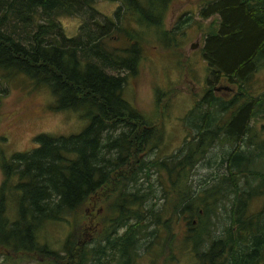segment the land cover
I'll use <instances>...</instances> for the list:
<instances>
[{"label": "trees", "instance_id": "obj_1", "mask_svg": "<svg viewBox=\"0 0 264 264\" xmlns=\"http://www.w3.org/2000/svg\"><path fill=\"white\" fill-rule=\"evenodd\" d=\"M114 1L108 15L95 7L98 0H0V107L8 78L23 72L48 85L57 108H84L88 119L78 132L42 131L31 149L0 156V242L38 250L56 262L61 254L38 241L43 223L37 220L75 214L117 174L126 183L118 187L99 235L83 239L81 231H70L62 244L66 264H141L149 248L155 249L153 261L164 251L168 261L179 236L173 229L183 216L189 227L180 235L197 252L198 264H258L264 259V206L253 214L249 205L264 196V137L257 140L251 124L264 118V89L256 90L252 80L264 67V0H201L200 18L217 21L205 25L201 48L208 86L185 114L194 134L185 147L150 164L143 158L137 167V153L159 131L123 89L126 75L140 70L147 40L153 36L168 46L175 38L165 23L172 0ZM64 14L80 18L76 34L65 33ZM223 78L238 85L229 97L216 91ZM5 138L0 133V142ZM217 140L231 145L217 163L225 170L214 172L212 182L193 181L190 168L205 158L201 149ZM159 165L167 172L161 185L168 182L161 194L149 180L142 186ZM7 188L19 191L13 222L6 214ZM160 195L162 209L155 200ZM227 198L229 210L217 205ZM221 215L229 219L222 231L212 227ZM142 233L152 235L148 245Z\"/></svg>", "mask_w": 264, "mask_h": 264}, {"label": "rangeland", "instance_id": "obj_2", "mask_svg": "<svg viewBox=\"0 0 264 264\" xmlns=\"http://www.w3.org/2000/svg\"><path fill=\"white\" fill-rule=\"evenodd\" d=\"M200 4L201 0H172L165 23L168 29H172L171 34L174 32L175 38L171 39V44L167 46L152 36L145 42L144 59L139 72L126 75L123 96L153 122L149 124L150 126L159 131V137L156 136L150 142H146L145 148L137 153L139 159L134 162V167H137L143 158L147 160L146 164L156 159H164L180 147H185V139L191 138L194 134V130L185 124L188 123L185 114L197 98L203 95L208 86L206 83L208 64L201 48L204 42L205 25L210 21H217V16L209 19L200 18L198 14ZM116 5L117 2L114 0H98L97 4L95 3L98 10L108 15L113 14ZM59 18L67 35L77 33L80 23L78 16L64 14ZM184 20L186 21L183 22L181 28L173 29L176 23L179 24ZM194 43H197L196 47L192 46ZM252 80L256 90L264 89V67L253 75ZM7 85L8 92L3 97L0 107V133L6 137L4 142H0L2 159H9L15 151H26L34 147L36 145L34 136L39 132L44 131L56 135L74 133L80 131L88 122L84 108H57L56 97L51 93L48 85L30 78L23 72L11 75ZM215 87L217 92L226 97L238 89L236 83L226 78L217 82ZM251 124L254 125L253 134L256 139L260 140L264 137V118L251 120ZM230 148L231 145L228 142L221 143L218 140L207 146L204 145L201 150L204 149L205 158L190 168L189 178L197 183L206 180L212 182L214 172L225 170V168L219 169L217 163L222 156L227 155L226 151ZM2 153L5 158L1 155ZM210 158L219 160L210 164L208 162ZM150 170V175L146 181L144 178L145 182L142 186L145 188L149 180L158 187L157 193L161 194L164 185L168 183L165 181L161 185L160 181L167 176L166 169L159 165ZM3 177L0 169V185ZM125 183L126 180H121L119 183L116 174L108 184L95 191L75 214H65L66 218L63 220L49 218L37 220L43 223L36 232L38 241H44L43 245H46L48 249L61 254V258L56 262L50 261L46 253L38 250L28 251L22 247L23 245L13 249L11 244L0 242V264H66L69 257L68 254L64 256L62 244L69 232L77 229L81 231L83 239L98 236L104 224L105 215L112 209L118 187L124 186ZM132 183L131 181L129 185ZM233 195L230 194V198ZM18 197L17 189L7 188L5 208L8 220L12 222L19 218ZM159 197L155 200L158 202L157 206L162 209L165 199L162 195ZM228 201L230 199L227 198L218 202L217 205L221 204L229 210ZM263 206L264 196H255L251 200L249 209L255 214ZM193 218L196 221L199 220L198 215H194ZM212 220L214 221L212 227L215 225V228L220 231L225 229L229 223V219L226 220L224 215L220 218L214 216ZM188 227V218L184 216L175 223L173 230L179 236L175 240L174 255L169 256L168 261L166 257L168 254L165 251L156 261H153L151 253L155 252V249L149 248L144 250L147 253L144 251L141 253L139 258L141 264H198L197 252L192 251L180 235V233L187 232ZM152 238V235L148 233L141 234V239L146 245ZM203 247L204 245L199 247V251Z\"/></svg>", "mask_w": 264, "mask_h": 264}, {"label": "flooded vegetation", "instance_id": "obj_3", "mask_svg": "<svg viewBox=\"0 0 264 264\" xmlns=\"http://www.w3.org/2000/svg\"><path fill=\"white\" fill-rule=\"evenodd\" d=\"M258 264H264V259H262L261 261H259Z\"/></svg>", "mask_w": 264, "mask_h": 264}, {"label": "water", "instance_id": "obj_4", "mask_svg": "<svg viewBox=\"0 0 264 264\" xmlns=\"http://www.w3.org/2000/svg\"><path fill=\"white\" fill-rule=\"evenodd\" d=\"M192 46H193V47H196V46H197V43H194Z\"/></svg>", "mask_w": 264, "mask_h": 264}]
</instances>
